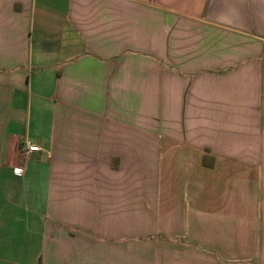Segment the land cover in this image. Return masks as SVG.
Returning <instances> with one entry per match:
<instances>
[{"label": "crops", "instance_id": "obj_1", "mask_svg": "<svg viewBox=\"0 0 264 264\" xmlns=\"http://www.w3.org/2000/svg\"><path fill=\"white\" fill-rule=\"evenodd\" d=\"M0 264H264V0H0Z\"/></svg>", "mask_w": 264, "mask_h": 264}, {"label": "built area", "instance_id": "obj_2", "mask_svg": "<svg viewBox=\"0 0 264 264\" xmlns=\"http://www.w3.org/2000/svg\"><path fill=\"white\" fill-rule=\"evenodd\" d=\"M22 150H23V152H22L23 156H26L29 153L40 151V148L35 146V145L29 144L28 142H26L24 144ZM15 172L20 173L21 172V168H17Z\"/></svg>", "mask_w": 264, "mask_h": 264}]
</instances>
